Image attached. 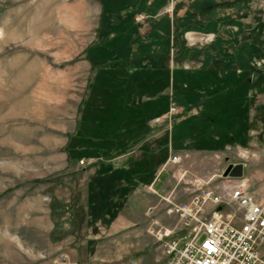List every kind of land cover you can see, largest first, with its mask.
I'll return each instance as SVG.
<instances>
[{
  "label": "rangeland",
  "instance_id": "374dc122",
  "mask_svg": "<svg viewBox=\"0 0 264 264\" xmlns=\"http://www.w3.org/2000/svg\"><path fill=\"white\" fill-rule=\"evenodd\" d=\"M236 164L264 186V0H0V264H163Z\"/></svg>",
  "mask_w": 264,
  "mask_h": 264
},
{
  "label": "built area",
  "instance_id": "2783aa9c",
  "mask_svg": "<svg viewBox=\"0 0 264 264\" xmlns=\"http://www.w3.org/2000/svg\"><path fill=\"white\" fill-rule=\"evenodd\" d=\"M224 190H200L169 210L184 232L163 241V264H264V186L253 188L242 176Z\"/></svg>",
  "mask_w": 264,
  "mask_h": 264
},
{
  "label": "water",
  "instance_id": "95a60500",
  "mask_svg": "<svg viewBox=\"0 0 264 264\" xmlns=\"http://www.w3.org/2000/svg\"><path fill=\"white\" fill-rule=\"evenodd\" d=\"M223 176H228L231 178L239 179L243 176V165L236 164V165H229L223 172Z\"/></svg>",
  "mask_w": 264,
  "mask_h": 264
},
{
  "label": "trees",
  "instance_id": "16d2710c",
  "mask_svg": "<svg viewBox=\"0 0 264 264\" xmlns=\"http://www.w3.org/2000/svg\"><path fill=\"white\" fill-rule=\"evenodd\" d=\"M101 65H102V64H95L93 67H94V68H99V67H101ZM143 137H144V136L142 135L141 138H143ZM141 138H137L136 140L131 141L130 144H129L128 146H126L125 148L120 149V150H118V151H116V152H114V153H112V154L107 155V156L104 158V160H105V161H107V160H112V159H114V158H116V157H119V156L125 154V153L127 152V150H131L132 147H133L135 144H137L138 141H139ZM144 138H145V137H144Z\"/></svg>",
  "mask_w": 264,
  "mask_h": 264
},
{
  "label": "crops",
  "instance_id": "0c3cea01",
  "mask_svg": "<svg viewBox=\"0 0 264 264\" xmlns=\"http://www.w3.org/2000/svg\"><path fill=\"white\" fill-rule=\"evenodd\" d=\"M120 159H121V158H118L117 160H120ZM124 159H125V158H124ZM117 160H116V161H117ZM166 233H169V230H166Z\"/></svg>",
  "mask_w": 264,
  "mask_h": 264
},
{
  "label": "bare ground",
  "instance_id": "6f19581e",
  "mask_svg": "<svg viewBox=\"0 0 264 264\" xmlns=\"http://www.w3.org/2000/svg\"><path fill=\"white\" fill-rule=\"evenodd\" d=\"M179 220V219H178Z\"/></svg>",
  "mask_w": 264,
  "mask_h": 264
}]
</instances>
